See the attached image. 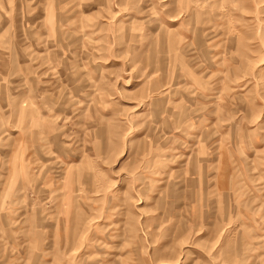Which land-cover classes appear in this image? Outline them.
<instances>
[{
  "label": "rangeland",
  "instance_id": "rangeland-1",
  "mask_svg": "<svg viewBox=\"0 0 264 264\" xmlns=\"http://www.w3.org/2000/svg\"><path fill=\"white\" fill-rule=\"evenodd\" d=\"M0 264H264V0H0Z\"/></svg>",
  "mask_w": 264,
  "mask_h": 264
}]
</instances>
